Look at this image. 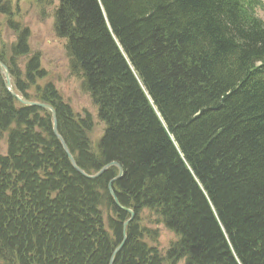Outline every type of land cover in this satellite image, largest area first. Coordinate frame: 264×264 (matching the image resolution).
Wrapping results in <instances>:
<instances>
[{"label":"trees","instance_id":"obj_1","mask_svg":"<svg viewBox=\"0 0 264 264\" xmlns=\"http://www.w3.org/2000/svg\"><path fill=\"white\" fill-rule=\"evenodd\" d=\"M56 2L55 35L102 133L20 24L0 59L21 95L56 109L86 173L123 167L112 187L135 218L113 264H264L263 2L33 0L43 13ZM118 174L77 172L51 113L14 98L0 72V264H110L131 217L109 191ZM159 225L174 234L166 249Z\"/></svg>","mask_w":264,"mask_h":264},{"label":"rangeland","instance_id":"obj_2","mask_svg":"<svg viewBox=\"0 0 264 264\" xmlns=\"http://www.w3.org/2000/svg\"><path fill=\"white\" fill-rule=\"evenodd\" d=\"M261 1L264 4V0ZM57 4L55 3V6L52 5L50 9H46L45 13H43L44 11L40 10L41 7L36 6L33 0H1L0 47L3 45L10 47L11 44L17 43L18 34L14 30V26L16 27L17 24H20L29 33L28 41L32 52H34L30 56L37 52L41 53L43 69L48 75L51 73L52 78L59 79L56 82L57 87L76 111L88 109L94 115L97 123L96 134H100L104 129V124L99 121L97 107L94 106L90 96L83 90L81 79L70 74L64 48L65 40L56 37L54 32V10L52 9ZM3 5L10 6L9 8L14 11L10 15V19H7L8 16L3 15L1 9ZM257 13L264 20V7L259 8ZM11 20L12 24L9 23ZM11 82L13 87H15L12 76ZM158 227L159 244L163 249H166L170 241L174 239V234L164 226L159 225ZM179 264H183V261Z\"/></svg>","mask_w":264,"mask_h":264},{"label":"water","instance_id":"obj_3","mask_svg":"<svg viewBox=\"0 0 264 264\" xmlns=\"http://www.w3.org/2000/svg\"><path fill=\"white\" fill-rule=\"evenodd\" d=\"M0 71L4 75L6 89L10 92V94L13 97H15L18 101H20L22 104H24L26 106L41 108V109H44V110L49 111L52 114V118H53V133L58 138V140L61 142L62 147H63L65 153L67 154V156H68V158L70 160L71 165L74 167V169L77 172H79L80 174H82L83 176H85L86 178H88L90 180H94V179H97L100 176H102L110 167H112V166L118 167L119 174H118V176L114 180L111 181V183L109 185V191H110L111 195L113 196L114 202L117 205V207H119L120 209L128 212L131 215V217L125 222V224H124V230H123V237L124 238H123L122 242L119 244V246L116 248V250L114 251V253H113L112 257H111L110 264H113V260H114L115 254H117L122 249V247H123V245L125 243V240H126L125 227L131 221H133L134 218H135V212L132 209H129V208L123 206L119 202L118 197L116 196V194H115V192L113 190V187H112L113 181H116V180L120 179L123 176V173H124L123 167L118 162H110V163L104 165L99 171H97L94 174H88V173H86L78 165L77 160L74 157V155L72 154V152H71V150H70V148H69L66 140L64 139V137L59 132V129H58V117H57V111L55 110V108L52 105L48 104V103L40 102V101L28 100L26 97L18 94L16 92V90L14 89L13 84L11 82V76H10L9 68H8V66L2 60H0Z\"/></svg>","mask_w":264,"mask_h":264},{"label":"flooded vegetation","instance_id":"obj_4","mask_svg":"<svg viewBox=\"0 0 264 264\" xmlns=\"http://www.w3.org/2000/svg\"><path fill=\"white\" fill-rule=\"evenodd\" d=\"M1 1V0H0ZM4 6H6V5H4ZM53 6H55V5H53ZM2 12H3V15L4 16H8L7 17V19H10V15H11V13H8L7 11H6V9H2ZM12 22V20L9 22V23H11Z\"/></svg>","mask_w":264,"mask_h":264},{"label":"bare ground","instance_id":"obj_5","mask_svg":"<svg viewBox=\"0 0 264 264\" xmlns=\"http://www.w3.org/2000/svg\"><path fill=\"white\" fill-rule=\"evenodd\" d=\"M46 103V102H45ZM49 104V103H48ZM51 105V104H50ZM56 110V109H55ZM58 117V116H57ZM125 231H126V227H125Z\"/></svg>","mask_w":264,"mask_h":264}]
</instances>
